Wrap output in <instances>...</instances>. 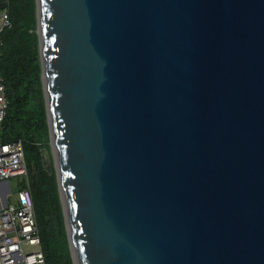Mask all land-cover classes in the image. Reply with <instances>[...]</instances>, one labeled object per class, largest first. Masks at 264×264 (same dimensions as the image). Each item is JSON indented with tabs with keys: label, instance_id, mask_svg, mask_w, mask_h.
Returning a JSON list of instances; mask_svg holds the SVG:
<instances>
[{
	"label": "water",
	"instance_id": "obj_1",
	"mask_svg": "<svg viewBox=\"0 0 264 264\" xmlns=\"http://www.w3.org/2000/svg\"><path fill=\"white\" fill-rule=\"evenodd\" d=\"M35 5L72 263L264 264V0Z\"/></svg>",
	"mask_w": 264,
	"mask_h": 264
},
{
	"label": "trees",
	"instance_id": "obj_2",
	"mask_svg": "<svg viewBox=\"0 0 264 264\" xmlns=\"http://www.w3.org/2000/svg\"><path fill=\"white\" fill-rule=\"evenodd\" d=\"M11 27L0 35L7 108L0 143L21 141L45 264H73L49 146L40 80L35 0H7Z\"/></svg>",
	"mask_w": 264,
	"mask_h": 264
},
{
	"label": "built area",
	"instance_id": "obj_3",
	"mask_svg": "<svg viewBox=\"0 0 264 264\" xmlns=\"http://www.w3.org/2000/svg\"><path fill=\"white\" fill-rule=\"evenodd\" d=\"M10 27L6 10H0V35ZM6 108L5 84L0 77V124ZM13 177L27 181L18 190L16 202L9 203L12 194L6 182ZM27 177L22 142L0 143V264H45Z\"/></svg>",
	"mask_w": 264,
	"mask_h": 264
},
{
	"label": "rangeland",
	"instance_id": "obj_4",
	"mask_svg": "<svg viewBox=\"0 0 264 264\" xmlns=\"http://www.w3.org/2000/svg\"><path fill=\"white\" fill-rule=\"evenodd\" d=\"M50 153L53 159L52 151L50 149ZM54 163V162H53ZM55 169V168H54ZM28 178V177H27ZM27 181L24 177H13L8 179V186L10 189V192L12 194V198H8L9 203H15L16 202V195L20 187H22L23 183Z\"/></svg>",
	"mask_w": 264,
	"mask_h": 264
},
{
	"label": "bare ground",
	"instance_id": "obj_5",
	"mask_svg": "<svg viewBox=\"0 0 264 264\" xmlns=\"http://www.w3.org/2000/svg\"><path fill=\"white\" fill-rule=\"evenodd\" d=\"M60 186H61V184H60ZM61 188H62V186H61ZM75 258V257H74ZM76 262V261H75Z\"/></svg>",
	"mask_w": 264,
	"mask_h": 264
}]
</instances>
